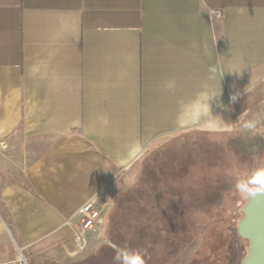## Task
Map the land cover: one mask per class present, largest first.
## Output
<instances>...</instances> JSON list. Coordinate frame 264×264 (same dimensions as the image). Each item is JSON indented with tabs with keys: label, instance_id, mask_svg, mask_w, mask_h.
I'll return each instance as SVG.
<instances>
[{
	"label": "crops",
	"instance_id": "1",
	"mask_svg": "<svg viewBox=\"0 0 264 264\" xmlns=\"http://www.w3.org/2000/svg\"><path fill=\"white\" fill-rule=\"evenodd\" d=\"M192 133L263 137L264 0H0V262L115 247L121 191Z\"/></svg>",
	"mask_w": 264,
	"mask_h": 264
},
{
	"label": "rangeland",
	"instance_id": "2",
	"mask_svg": "<svg viewBox=\"0 0 264 264\" xmlns=\"http://www.w3.org/2000/svg\"><path fill=\"white\" fill-rule=\"evenodd\" d=\"M217 140L215 136L192 133L169 142L165 146L168 151L150 154L130 188L142 182L143 197L127 210L121 201L122 190L115 202L108 236L116 248L102 244L95 256L73 264H151L145 263L150 259L155 264H242L248 241L239 236L238 222L245 198L264 182V135L248 139L247 147L240 145L238 149L232 138ZM179 190L187 192L181 200L183 210L191 215L197 211L192 220L185 217V225L174 226L169 218L168 223L163 222L173 233L186 227L176 235L175 247L168 248L169 233L156 238L155 245L150 240L151 248L142 246L144 242L137 243L138 232L144 241L150 239V223L160 214L178 211L180 198L175 194ZM163 239L167 240L163 243ZM24 256L32 264L26 253Z\"/></svg>",
	"mask_w": 264,
	"mask_h": 264
},
{
	"label": "trees",
	"instance_id": "3",
	"mask_svg": "<svg viewBox=\"0 0 264 264\" xmlns=\"http://www.w3.org/2000/svg\"><path fill=\"white\" fill-rule=\"evenodd\" d=\"M263 184H264V182L261 183L258 187H256L251 195H248V194H247L248 197L245 198L244 206H243L242 209H241L242 217H241L240 221L244 218V211H243V210H244V207H245L247 201H248L249 198L254 194V192H255L257 189H259ZM186 193H187V192H185V191H183V190H179V191H177V193L175 194V196L178 197V198H180L179 203L176 204L177 207H178V211H177L175 214H173V215H172V214H171V215H169V214H160L156 220H153V221L150 223V225L153 226V228L150 229V231L153 232V235L150 237V239H149V237H147V238L145 239V241H144V240L140 237V233L138 232L137 235H138L139 237L136 238V242H137V243H138V242H144V243H141L142 246H144V247H148V248H151L153 245L148 243V242H150V240H151L152 243L155 245L157 242H154V240H155V241L158 240V239H156V238H160V239H162L163 237H165V235H164L165 233H169V235L171 234V237L168 236V239H169L168 241L171 242V243H167V244H168V248H170V247H171V248H172V247H175V246L173 245V242H175V241L178 240L177 237H176V235H179L180 232H181V230H185L186 227L183 228V229H180L178 232H177V231L174 232V233H175V234H174V233H173L174 230H172L171 226H170L169 224H168L167 226H166V225H163V222H164V221H167L166 218H169L172 222H174V223H173L174 226H176V225L181 226V225H185V224H186V223H185V222H186V218H185V217L190 216V219H189V220H192V219H191V216H192L197 210H195V212L191 215V214L189 213V211H188V212H185V211L183 210V206H182V204H181V200L185 197ZM188 193H189V192H188ZM143 194H144V189H143V185H142V182H141V183H139L138 185H136L135 188H133V189H131V190H129V191L124 192L123 194H121V201H122L123 206H124V204H125L126 207H127V210H128L129 207H132V204H133V203H134V205H135V204H137V203L139 202V200L143 197ZM173 194H174V193H173ZM189 196H192V195L189 194ZM185 199H186V198H185ZM122 204H121V206H122ZM138 210H140V208H139ZM122 214H124V211L122 212ZM177 216H178V219H173V217H177ZM123 217H124V215H123ZM121 220H122V219H121ZM121 220L119 221V224H120ZM240 221H239V222H240ZM239 222H238V225H239ZM167 223H168V221H167ZM187 223H188V221H187ZM123 224H124V220H123ZM160 224H162V225H160ZM237 232H238V234H239L238 228H237ZM239 236H240V234H239ZM240 237H241V236H240ZM164 240L166 241L167 239H163V243H164ZM136 246L139 247V244L136 245ZM163 246H164V245H163ZM164 247H166V246H164ZM154 248H155V247H154ZM154 253H155V252H154ZM154 253H152L151 256H153ZM144 261H145V260H144ZM153 261H154L153 259H152V261H151V259H150V262H146V261H145V263L155 264ZM162 264H163V263H162Z\"/></svg>",
	"mask_w": 264,
	"mask_h": 264
},
{
	"label": "water",
	"instance_id": "4",
	"mask_svg": "<svg viewBox=\"0 0 264 264\" xmlns=\"http://www.w3.org/2000/svg\"><path fill=\"white\" fill-rule=\"evenodd\" d=\"M239 222L240 236L248 241L242 264H264V184L249 198Z\"/></svg>",
	"mask_w": 264,
	"mask_h": 264
},
{
	"label": "built area",
	"instance_id": "5",
	"mask_svg": "<svg viewBox=\"0 0 264 264\" xmlns=\"http://www.w3.org/2000/svg\"><path fill=\"white\" fill-rule=\"evenodd\" d=\"M215 18H221L222 13L220 11H215L212 13ZM104 216V205L100 203L97 199H90L85 204H83L73 217L79 227L85 231L96 230L99 223L102 221ZM75 241L78 247L83 248L82 238L79 233L75 235ZM0 264H29L24 256L22 249H18V255L14 259L6 260L0 262Z\"/></svg>",
	"mask_w": 264,
	"mask_h": 264
}]
</instances>
